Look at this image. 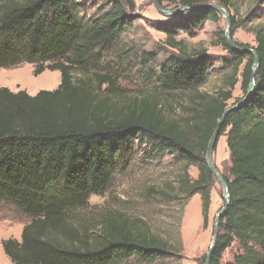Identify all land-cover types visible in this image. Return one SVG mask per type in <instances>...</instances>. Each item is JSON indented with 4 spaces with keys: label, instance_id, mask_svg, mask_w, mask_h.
<instances>
[{
    "label": "trees",
    "instance_id": "16d2710c",
    "mask_svg": "<svg viewBox=\"0 0 264 264\" xmlns=\"http://www.w3.org/2000/svg\"><path fill=\"white\" fill-rule=\"evenodd\" d=\"M156 1L164 8L217 2L229 9L233 0ZM134 10V0H0V68L29 63L34 76L60 73L55 89L34 95L0 87V200L29 218L20 241H2L4 253L13 264L170 260L176 248L145 223L106 213L78 226L71 213L88 207L89 196L103 195L142 149L143 162L166 155L196 166L197 177L185 174L181 181L187 197L200 195L206 228L214 177L207 145L223 111L239 104L218 133L229 152V167L221 174L228 203L209 264H264V26L255 28L253 47L236 43L255 51L254 71L253 56L234 51L222 38L232 56L247 58L240 72L242 96L228 106L229 89L213 95L199 90L211 57L189 52L175 37L216 21L218 12L210 8L157 22L167 48L138 58L141 67H150L152 87L135 94L120 84L107 59L126 53L119 42L135 20ZM230 22L234 27L232 16ZM252 72L254 87L244 99ZM171 106L180 112L173 115ZM227 250L231 257L223 261Z\"/></svg>",
    "mask_w": 264,
    "mask_h": 264
},
{
    "label": "rangeland",
    "instance_id": "374dc122",
    "mask_svg": "<svg viewBox=\"0 0 264 264\" xmlns=\"http://www.w3.org/2000/svg\"><path fill=\"white\" fill-rule=\"evenodd\" d=\"M134 2L135 20L122 34L119 42L121 50L126 53H121L118 58L111 56L107 60L111 69L120 76V84L137 94L147 91L153 85L148 75L150 67H141L138 58L144 51L164 52L163 49L167 48L164 46L165 34L157 28V22L165 20L167 16L159 13L150 0ZM175 7L176 4H170L166 9ZM227 10L229 18L232 16L236 22L229 29L232 41L253 47L255 28L264 26V0H233ZM217 15L216 21L205 20L192 32L180 31L175 37L184 41L189 52L200 51L211 57L209 74L199 90L213 95L219 90L229 89L231 98L227 105L230 106L242 96L240 72L247 58L232 56L223 47L226 23L220 14ZM32 70L33 65L29 63L0 68V87L12 91L26 90L34 95L39 90H52L58 86V71L45 70L34 76ZM234 80L237 82L230 89V83ZM170 110H174L171 111L173 115L180 112L176 106H171ZM142 153V149L135 151L129 165L114 175L109 189L103 195L89 196L88 207L72 212V222L81 226L98 219L100 214L118 213L136 224L145 223L152 232L169 241L177 251L170 260L164 262L143 263L130 258L122 264H204L211 244L215 217L224 204L220 182L213 177L209 191L207 226L203 228L201 197L197 193L187 197L181 181L186 175L188 179L194 180L198 174L196 166L175 161L166 155L155 161L143 162ZM212 160L220 174L226 173L230 162L224 134L215 143ZM28 221L26 215L8 202L0 200V264H13L3 251L2 241L9 238L20 241L22 228ZM230 257V250H227L222 260Z\"/></svg>",
    "mask_w": 264,
    "mask_h": 264
},
{
    "label": "water",
    "instance_id": "95a60500",
    "mask_svg": "<svg viewBox=\"0 0 264 264\" xmlns=\"http://www.w3.org/2000/svg\"><path fill=\"white\" fill-rule=\"evenodd\" d=\"M150 1L155 6V8L157 9V11L159 13L166 15V16L174 15V14L180 13L184 10H194V9H203V8H210V9L216 10L218 12V14H220L225 20V23H226L225 37H226L228 43L230 44L231 48L234 51L239 52V53L251 54L254 58L253 66H252V69L254 71L255 67L258 64V57H257V55L253 49H251V48H240L239 46L236 45L235 42L232 41V39L230 37V32H229L231 23H230L229 13H228V10L226 7L222 6L221 4H219L217 2H210V3L200 4V5L191 6V7L179 6V7L173 8V9H166L163 6H161L156 0H150ZM253 87H254V80H253V72H252L251 78H250V83H249V90H248V93L244 99H246L249 96V94L253 90ZM238 105L239 104L231 106V107H227L223 111V113H222L221 117L219 118L218 123H217V125H216L210 139H209V142L207 145V150L205 153L206 163H207L210 171L212 172L213 176L220 182V184L222 186V198H223L224 204H223L222 208L216 214L212 238H211V244L209 246L207 254L205 255L204 264H209L211 252L214 248L215 241H216L218 221H219V218L224 213L225 208H226L227 203H228V187H227L225 180L223 179L222 175L219 173V171L215 167L214 162L212 160L213 148H214V145L217 141L220 127L223 125V121H224L225 116L227 115V113L229 111H231L232 109H234Z\"/></svg>",
    "mask_w": 264,
    "mask_h": 264
}]
</instances>
